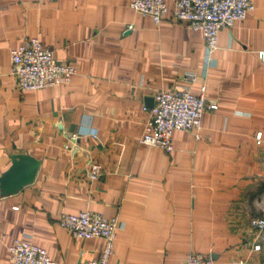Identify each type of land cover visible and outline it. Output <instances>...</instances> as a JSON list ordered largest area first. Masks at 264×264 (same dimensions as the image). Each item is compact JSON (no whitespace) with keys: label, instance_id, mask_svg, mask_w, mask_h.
<instances>
[{"label":"crops","instance_id":"obj_1","mask_svg":"<svg viewBox=\"0 0 264 264\" xmlns=\"http://www.w3.org/2000/svg\"><path fill=\"white\" fill-rule=\"evenodd\" d=\"M167 3L155 23L128 0H0V174L14 153L39 161L30 183L0 193V264L15 239L55 264L96 258L100 237H74L57 221L82 210L118 218L108 264H182L188 251L264 264L249 196L264 190V0L219 29L209 66L201 31ZM35 35L75 67L69 82L17 88L10 49ZM201 84L217 108L204 111L199 138L176 129L168 152L139 142L146 96ZM88 160L102 164L96 179Z\"/></svg>","mask_w":264,"mask_h":264},{"label":"built area","instance_id":"obj_2","mask_svg":"<svg viewBox=\"0 0 264 264\" xmlns=\"http://www.w3.org/2000/svg\"><path fill=\"white\" fill-rule=\"evenodd\" d=\"M128 3L137 12L150 16L155 23L169 10L167 0H128ZM253 8L254 0H172L173 16L187 27L201 31L205 66L212 63L219 29L244 18ZM256 55L264 63V49L258 50ZM10 60V72L14 75L19 90L67 83L76 72L72 64L57 60L52 51L42 45L38 35L11 48ZM186 78L192 80L193 75L188 74ZM153 97V105L149 108L139 142L159 146L167 152L173 149L174 130L186 129L199 138L204 111L217 108L215 102L207 100L205 84L200 85L197 93L182 87L158 90ZM255 139L258 144L263 142L260 131L256 132ZM101 171L100 162L88 160L86 175L89 179L98 178ZM57 221L74 237H100L103 240L102 249L96 258L80 259L73 264H108L118 229L116 216L107 218L98 212L82 210L76 213L60 212ZM250 224L254 229L264 232V217H253ZM259 248L260 244L253 245L254 250ZM8 250L10 258L7 264H55L43 247L24 239L13 240L8 245ZM244 263L243 259H233L230 262ZM182 264L229 263L188 251Z\"/></svg>","mask_w":264,"mask_h":264},{"label":"water","instance_id":"obj_3","mask_svg":"<svg viewBox=\"0 0 264 264\" xmlns=\"http://www.w3.org/2000/svg\"><path fill=\"white\" fill-rule=\"evenodd\" d=\"M154 97L146 96L145 105L151 107ZM39 161L26 153H14L11 163L6 170L0 174V193L15 192L24 184L30 183L38 169Z\"/></svg>","mask_w":264,"mask_h":264},{"label":"rangeland","instance_id":"obj_4","mask_svg":"<svg viewBox=\"0 0 264 264\" xmlns=\"http://www.w3.org/2000/svg\"><path fill=\"white\" fill-rule=\"evenodd\" d=\"M249 196L252 210L251 218L264 217V190L257 191V187H254L249 193Z\"/></svg>","mask_w":264,"mask_h":264}]
</instances>
